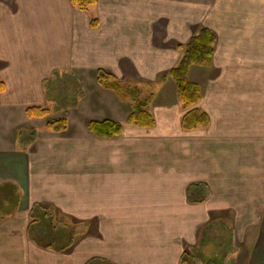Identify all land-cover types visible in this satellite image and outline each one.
I'll list each match as a JSON object with an SVG mask.
<instances>
[{
	"label": "crops",
	"instance_id": "obj_1",
	"mask_svg": "<svg viewBox=\"0 0 264 264\" xmlns=\"http://www.w3.org/2000/svg\"><path fill=\"white\" fill-rule=\"evenodd\" d=\"M200 28L215 50L190 68L201 99L184 111L158 79ZM97 71L152 95L154 126H127L131 101ZM0 82V264H180L187 251L264 264V0H0ZM194 109L208 126L183 130ZM63 117L64 132L45 128ZM105 120L121 134L87 131ZM49 211L81 226L72 246H43Z\"/></svg>",
	"mask_w": 264,
	"mask_h": 264
},
{
	"label": "trees",
	"instance_id": "obj_2",
	"mask_svg": "<svg viewBox=\"0 0 264 264\" xmlns=\"http://www.w3.org/2000/svg\"><path fill=\"white\" fill-rule=\"evenodd\" d=\"M71 5L80 12H87L89 8L97 4V0H70ZM97 20L90 21L92 29L97 27ZM216 38L212 31L206 28H200L185 45H178L181 52V58L178 64L171 69L167 75L159 77V81H163L166 77L171 79L177 88L179 100L182 103L183 110H190L195 107L200 99V89L197 84L192 83L188 78V73L193 66H209L212 63V57L215 50ZM97 82L103 88L111 90L118 94L121 98L128 99L132 103V112L127 118L125 124L136 128L149 129L154 126V120L148 112V105L152 98L140 99L137 89L123 85L115 78L104 71H97ZM4 91L3 84L0 82V93ZM28 118H45L48 111L42 108H29L26 110ZM208 118L194 109L184 115L181 121L183 130H193L197 127L208 126ZM45 128L48 131L59 134L67 129V120L59 118L47 120ZM87 131L98 139L109 140L121 134L123 126L112 121H89L86 124ZM200 186L189 188V196L197 195ZM193 201V203H200ZM180 264H195V257L192 253L185 252L181 257Z\"/></svg>",
	"mask_w": 264,
	"mask_h": 264
},
{
	"label": "rangeland",
	"instance_id": "obj_3",
	"mask_svg": "<svg viewBox=\"0 0 264 264\" xmlns=\"http://www.w3.org/2000/svg\"><path fill=\"white\" fill-rule=\"evenodd\" d=\"M92 104H94V100L92 99ZM66 118V117H63ZM59 119V118H58ZM39 130V129H38ZM44 131V130H43ZM42 130H40V133ZM26 137V138H25ZM25 137L21 138V144H23V141H26L28 139L29 134H26ZM23 142V143H22ZM20 142H18V147L21 146ZM49 215L53 217V222H42V238L41 242L43 246H48L50 248H54L56 250L65 249L69 246H72L79 238L81 233V226L80 225H73L70 224V222L65 221V218H59L55 216V213H51L49 211ZM208 251V250H207ZM225 258L227 260H225ZM215 261H218V264H236L235 260H232L231 257H226L224 255H217L215 256ZM203 263L201 264H207V257L206 260L204 258L202 259ZM225 260V261H224ZM200 264V263H197Z\"/></svg>",
	"mask_w": 264,
	"mask_h": 264
}]
</instances>
